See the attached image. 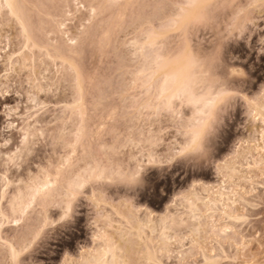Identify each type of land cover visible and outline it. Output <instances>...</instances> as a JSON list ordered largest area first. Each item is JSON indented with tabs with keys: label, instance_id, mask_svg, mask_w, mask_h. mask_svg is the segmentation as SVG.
Returning a JSON list of instances; mask_svg holds the SVG:
<instances>
[{
	"label": "rangeland",
	"instance_id": "374dc122",
	"mask_svg": "<svg viewBox=\"0 0 264 264\" xmlns=\"http://www.w3.org/2000/svg\"><path fill=\"white\" fill-rule=\"evenodd\" d=\"M13 2L19 19L7 8L0 11V155L9 154L2 151L5 139L14 141L9 151L15 150L22 128L35 159L31 167L0 171V177L7 174L11 186L50 177L57 187L37 202L22 226L3 221L0 264L11 257L4 241L16 249L20 264H120L125 259L264 264V104L241 101L220 116L222 135L210 164L192 170L169 163V152L183 137L165 107L176 83L164 82L180 68L157 63L146 47L145 30L137 26L142 10L102 9L105 0ZM238 12L221 9L214 24L196 28L188 51L226 50L221 78L255 68L241 91L252 99L264 86L259 49L252 47L264 22L259 9ZM176 43L177 38L162 41L159 55L166 60ZM252 59L255 64L244 68ZM176 107L185 121L196 113L187 105ZM97 167L140 172L143 183L133 195L123 185L90 181L89 199L76 194L71 213L59 223L63 209L57 205L69 202L72 182L77 177L84 182ZM19 191L10 187L5 193L0 179V197L10 200ZM3 211L9 216L7 204ZM122 231L127 240L120 239ZM105 235L111 244L100 238Z\"/></svg>",
	"mask_w": 264,
	"mask_h": 264
},
{
	"label": "snow or ice",
	"instance_id": "6c2138e0",
	"mask_svg": "<svg viewBox=\"0 0 264 264\" xmlns=\"http://www.w3.org/2000/svg\"><path fill=\"white\" fill-rule=\"evenodd\" d=\"M18 5L8 2L0 5V11L7 8L11 15L17 19L15 9ZM78 8L83 5H77ZM102 9L121 10L126 12L128 9L135 11L141 9V15L137 21V26L145 30L147 37L146 47L155 54L157 63L164 60L166 63H172L180 68V72L172 77H166L165 83L169 79L175 81L176 87L171 92L170 96L166 98V109L168 114L172 117L173 122L177 124L179 135L183 137L179 143L173 145L172 150L168 154L169 163H178L186 165L192 170L203 168L206 163L210 164L213 160L217 143L222 135L223 120L221 115L227 116L232 110L234 103L239 104L241 101L252 104H264V86L258 92L257 96L249 99V96H242L241 91L246 87L249 75H255L256 69L251 68L249 72L243 69L237 71L233 70L230 74L222 75V61L227 59L228 53L226 50L217 49L211 55L204 53L189 52V47H194L189 44L188 37L194 32L196 28H206L215 23V19L221 9H231L236 11L239 9L237 15L251 14L254 10L259 9V19L264 22V0H251L246 5L240 3H221L220 0H141V2H128L125 0H105L101 5ZM97 9L92 8V15L95 17ZM123 18V17H121ZM254 23V21H253ZM260 40L254 43L252 47L258 48V56L261 61V69H264V29L260 30ZM167 38H177L173 51L169 54L167 59L159 55L158 49L161 47V42ZM255 40V38H253ZM73 44L75 40L71 41ZM256 56L257 52L254 50L251 53ZM249 64H255L252 59L244 64V68H249ZM74 71L77 69L73 68ZM239 76V80L232 79V77ZM261 80H264V75H261ZM163 96V93L161 94ZM182 109L186 105L196 109L193 118L185 121L183 114L179 112L176 105ZM179 116V120L177 117ZM14 127V126H12ZM22 139L18 141V146L14 151H9L14 143L11 139L3 141L2 151H8L7 156L0 155V171L6 168H23L31 167L32 159H35V153L30 151L32 145L28 144V135L24 130L20 129ZM7 135V127L5 128ZM25 155L30 159L25 161ZM19 157V160L16 158ZM92 175L89 179L81 182L77 177L70 185L71 193L68 197V203L63 202L58 207L63 209V215L59 223H63L69 213L72 211L71 200L79 194L81 200L89 199L88 184L90 181L104 182L107 184H117L125 186L131 194L135 195L139 191L143 183V176L140 172H132L130 174L113 170L109 173L107 168L90 169ZM44 170H41V175H44ZM59 175V170H57ZM4 181V191L8 192L10 187H18L21 191L16 192L14 196L9 199L0 197V230L5 229L4 220L8 221L9 226L20 227L24 223V219L30 210L34 209L37 202L46 197L50 190L57 187V185L50 182L51 178L41 181L39 177H33L27 181L20 180L15 186L10 185L8 175L5 174L0 177ZM97 183H92V187H100ZM196 185L193 184L192 188ZM96 193H92L95 198ZM7 204L10 208L9 216H5L3 207ZM40 237L37 233L33 237V241ZM102 240L112 243L108 236L100 237ZM121 240H127L128 236L122 231L120 234ZM6 248H10L11 257L7 264H20L18 253L15 248L3 242ZM24 251H27V246ZM27 258L25 257V260ZM93 264H100L99 261ZM106 264V262H105ZM120 264H154L152 260L136 261L132 259H125Z\"/></svg>",
	"mask_w": 264,
	"mask_h": 264
},
{
	"label": "bare ground",
	"instance_id": "6f19581e",
	"mask_svg": "<svg viewBox=\"0 0 264 264\" xmlns=\"http://www.w3.org/2000/svg\"><path fill=\"white\" fill-rule=\"evenodd\" d=\"M6 2H7V3H8V2H12V3H14L13 0H6ZM7 3H6V4H7ZM179 71H180V70H179ZM177 72H178V71H177ZM165 75H166V74H165ZM166 76H167V75H166ZM171 76H172V75H171ZM167 77H170V76L168 75ZM165 78H166V77H165ZM169 80H170V79H169ZM169 80H168V81H169ZM172 81H173V80H172ZM169 82H170V81H169ZM164 83H165V82H164ZM171 84H172V83H171ZM172 85H173V84H172ZM166 87H167V89L169 88L168 85H166ZM172 87H173V86H172ZM170 88H171V87H170ZM162 91L165 92L164 90H162ZM163 92H162V93H163ZM52 181H53V180H52ZM50 182H51V181H50ZM52 183H53V182H52Z\"/></svg>",
	"mask_w": 264,
	"mask_h": 264
}]
</instances>
